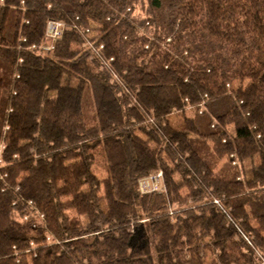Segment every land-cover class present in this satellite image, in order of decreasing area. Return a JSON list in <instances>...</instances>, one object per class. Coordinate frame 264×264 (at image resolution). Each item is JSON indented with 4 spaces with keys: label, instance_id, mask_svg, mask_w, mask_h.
I'll use <instances>...</instances> for the list:
<instances>
[{
    "label": "trees",
    "instance_id": "trees-1",
    "mask_svg": "<svg viewBox=\"0 0 264 264\" xmlns=\"http://www.w3.org/2000/svg\"><path fill=\"white\" fill-rule=\"evenodd\" d=\"M252 245L264 0H0V264H264Z\"/></svg>",
    "mask_w": 264,
    "mask_h": 264
},
{
    "label": "built area",
    "instance_id": "built-area-1",
    "mask_svg": "<svg viewBox=\"0 0 264 264\" xmlns=\"http://www.w3.org/2000/svg\"><path fill=\"white\" fill-rule=\"evenodd\" d=\"M66 28H67V24L65 21L57 20V19H50L47 22L46 32H45L46 37L48 38V42L41 46L42 49L46 50V51H50V50L54 49L56 42L60 38L63 37ZM89 31L90 30L87 29V32H89ZM24 40H26V39H24ZM85 43L87 44V47H89L93 50V52L96 54L97 57H99L105 64H107V66H109V63L103 57L102 49L104 48V45L95 44V42L93 40H91L90 37L86 38ZM32 47L36 48L37 45L34 44V45H32ZM110 69H111V67H110ZM234 164H236V161H234ZM138 186H139V190L141 191V193L166 192L167 188H166V184H165V180H164L163 170H158V171L153 172L152 174H150L148 176H144V177L140 178ZM214 201H215V203L219 204L222 207L219 199H215ZM253 248L255 249L256 253L263 259V263H264V258L262 256V254L260 253V251L257 250L255 248V246H253Z\"/></svg>",
    "mask_w": 264,
    "mask_h": 264
},
{
    "label": "rangeland",
    "instance_id": "rangeland-1",
    "mask_svg": "<svg viewBox=\"0 0 264 264\" xmlns=\"http://www.w3.org/2000/svg\"><path fill=\"white\" fill-rule=\"evenodd\" d=\"M92 35H93V34H92ZM85 46H87L86 43H85ZM188 114H189V115H192V114H193V109H189V110H188ZM99 175H101V176H104V175H105V171L102 170V168H101L100 171H99Z\"/></svg>",
    "mask_w": 264,
    "mask_h": 264
}]
</instances>
